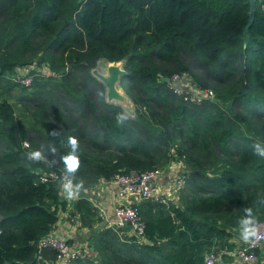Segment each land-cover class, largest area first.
Returning a JSON list of instances; mask_svg holds the SVG:
<instances>
[{"label":"trees","instance_id":"obj_1","mask_svg":"<svg viewBox=\"0 0 264 264\" xmlns=\"http://www.w3.org/2000/svg\"><path fill=\"white\" fill-rule=\"evenodd\" d=\"M251 14L244 30L249 0H0V264H35L37 241L62 213L95 252L74 264H201L212 247H242L264 222V157L254 152L264 149V0H253ZM98 60L126 72L118 84L132 115L121 126L120 107L91 91ZM33 63L56 76L12 82ZM183 73L212 99L185 103L160 81ZM14 88L38 128L6 98ZM69 137L79 144L75 171L65 163L75 155ZM178 161L177 204L136 203L149 244L128 226L96 229L89 188ZM48 171L63 173L78 196L66 200L59 182H41ZM254 255L264 264V247Z\"/></svg>","mask_w":264,"mask_h":264},{"label":"built area","instance_id":"obj_2","mask_svg":"<svg viewBox=\"0 0 264 264\" xmlns=\"http://www.w3.org/2000/svg\"><path fill=\"white\" fill-rule=\"evenodd\" d=\"M31 66L32 65H29L27 68L31 69ZM26 71L27 70L24 67L22 70L23 73L15 78L19 84H28L26 83V80L29 82L30 77L28 75L29 72L27 73ZM186 80V75L184 73L179 76H171L168 79V84L172 93L180 97L183 102L192 105H199L204 100L212 99L213 96L209 90H200L199 87L191 85L190 82H187ZM176 83L179 85L178 88L175 86ZM24 146H26L25 143ZM173 166L174 170L172 177L168 181L169 187L167 189V195H176V191L182 186L184 181L183 172H181V163L179 161L173 162ZM169 169L170 168H155L143 173L129 172L125 175L114 176L112 182L119 186V194L125 199L124 204L116 206L113 210L115 217L114 226H128L131 236L136 237L138 241L143 242V240H145L141 238L142 223L139 220L136 203L147 198H152L160 203H166V195H163V192L158 191L157 187L165 170L166 172H169ZM39 180L41 182H59L62 186V193L65 196V199L70 200L66 196L67 194L64 191V187L65 185L72 186V184L63 173L57 174L55 171L41 173L39 175ZM131 199H133L134 202H131ZM253 230L255 231V235L245 240L242 247L237 245L231 252L225 251V249L217 252L215 251L216 247H212L206 254H204L201 264H218L221 253L233 256L241 263L255 264L257 259L254 255V250L260 247L264 242V222L255 225ZM44 253L53 254V259H46V255H43ZM90 254L91 248L88 247L87 244L81 242L68 243L63 239H59L49 234L36 243L35 264H74L88 260Z\"/></svg>","mask_w":264,"mask_h":264},{"label":"crops","instance_id":"obj_3","mask_svg":"<svg viewBox=\"0 0 264 264\" xmlns=\"http://www.w3.org/2000/svg\"><path fill=\"white\" fill-rule=\"evenodd\" d=\"M173 163L167 165L164 169L170 168L169 172L165 170L163 177L160 179L158 184V191L163 192V195H166L167 201H170L173 204H177V196L175 194L167 195L168 194V181L172 177V173L174 170ZM172 167V168H171ZM86 193V192H85ZM87 199L93 205L99 222L96 224V229H104L110 228L114 226L115 217L113 214V210L116 206L124 204L125 199L124 197L120 196L119 194V186L113 182H106V181H99L91 188L87 190ZM134 202L133 199L130 200ZM65 214L62 213L59 219V222L54 226V230L52 231L51 235L57 237L59 239H63L65 241H71L72 243H86L85 236H80V233L85 234L86 230L82 228L76 227V222L72 223L71 225L67 222H64ZM127 233V230L125 231ZM235 243L239 242V238L234 239ZM264 247V242L261 245ZM91 248V247H90ZM95 257V252L91 249L90 258ZM218 264H247L241 263L237 259L230 261V262H222L219 261Z\"/></svg>","mask_w":264,"mask_h":264},{"label":"rangeland","instance_id":"obj_4","mask_svg":"<svg viewBox=\"0 0 264 264\" xmlns=\"http://www.w3.org/2000/svg\"><path fill=\"white\" fill-rule=\"evenodd\" d=\"M107 62H104V61H102V60H98L96 63H95V66L92 68V69H95L96 71H98L99 73H101V74H103L104 72H105V66L107 65L106 64ZM32 66H31V69H29V68H27V66H24L25 68H26V72L28 73V75H29V77H30V80H29V82H28V80H26V83H28V84H26V85H23V84H21L22 86H29L30 84H31V82H32V79L35 77V78H37L38 80H40L41 78H48V77H55L56 76V74L53 72L52 73V70L50 69V68H48L45 64H37V63H33V64H31ZM121 65V64H120ZM92 69H90L89 71H88V73H89V75H91V70ZM190 70H191V72L192 73H197L195 70H193L192 68H190ZM26 73V74H27ZM76 74V73H75ZM185 74V73H184ZM60 75V72L57 74V76H59ZM186 75V74H185ZM92 76V75H91ZM93 77V76H92ZM12 78H13V76H12ZM94 78V77H93ZM97 82H98V84H99V86H97V85H95V86H91L92 87V92H93V94L95 95V96H97V94L99 95L100 94V92H101V94L103 95V97H105L104 96V86L96 79V78H94ZM186 81L187 82H190V84L191 85H193L192 83H191V80H190V78L188 77V76H186ZM13 83H16V84H18V82H17V80L15 79L14 81H12ZM177 84V83H176ZM178 87H179V85H178ZM177 87V88H178ZM115 88H116V90H117V92L121 95V96H123L122 97V99H121V101L120 102H114V101H112L111 102V104H114V105H117V106H119L120 107V109L124 112V111H126L129 115H132V105H131V103H130V101H129V99L126 97V95L122 92V90L120 89V87H119V84H118V82L116 83V86H115ZM6 93H8L9 94V96H7L6 98L9 100V102L11 103V104H13V106H16V107H24V112H27L28 114L26 115V113H25V115H24V117H23V124H25V126L26 127H29V128H38L37 127V122L35 121V117H33V109H32V107L30 106V108H27L26 107V102L24 101V100H21V101H15L16 99H17V97H19L20 96V94H19V90H17V88H14V89H9V90H6ZM174 95V94H173ZM176 96V95H175ZM104 101H105V98H104ZM66 105H68L69 103L68 102H66L65 103ZM86 123H87V121H85ZM84 122V123H85ZM91 122H89V124H90ZM180 162V161H179ZM181 163V162H180ZM184 171V166L182 165V163H181V172H183ZM59 184V183H58ZM73 186V185H72ZM91 259H92V257H91Z\"/></svg>","mask_w":264,"mask_h":264},{"label":"water","instance_id":"obj_5","mask_svg":"<svg viewBox=\"0 0 264 264\" xmlns=\"http://www.w3.org/2000/svg\"><path fill=\"white\" fill-rule=\"evenodd\" d=\"M253 8V0H249V18L244 26V30L249 25L251 20V13ZM105 72L103 74L99 73L95 69L91 70V75L96 78L104 86V98L107 104H111L112 101L120 102L122 97L116 90L115 86L120 77H124L126 72L123 70L122 64L117 63H106ZM121 64V65H120ZM161 82L168 84V78H160ZM178 87V84L175 85ZM114 105V104H113ZM144 243L149 244L146 240H143Z\"/></svg>","mask_w":264,"mask_h":264},{"label":"clouds","instance_id":"obj_6","mask_svg":"<svg viewBox=\"0 0 264 264\" xmlns=\"http://www.w3.org/2000/svg\"><path fill=\"white\" fill-rule=\"evenodd\" d=\"M129 119V114L124 111L121 113H118L116 116V123L118 126H121L124 124L125 121H127ZM58 133H56L55 131H53L51 133V135L55 136ZM68 146L71 148L72 153H75V155H69L68 157L65 158V163L67 165V167L70 170H77L80 166V161H79V157L77 156V151L79 148V144H78V140L75 137H69L68 138ZM255 154L264 157V149H260V148H256L254 150ZM30 158L33 160H37L39 161L40 159H42L41 153L39 151H32L30 154ZM80 186H77V189H79ZM64 191L67 194V198L68 199H74L78 196L77 193H74L72 191V186L71 185H65L64 187ZM255 235V231L254 230H249L246 235H245V239H248L250 236H254Z\"/></svg>","mask_w":264,"mask_h":264}]
</instances>
